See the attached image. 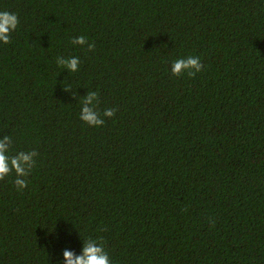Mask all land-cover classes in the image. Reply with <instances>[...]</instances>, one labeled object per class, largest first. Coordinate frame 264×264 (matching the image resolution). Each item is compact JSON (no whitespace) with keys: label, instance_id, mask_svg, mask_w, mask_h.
<instances>
[{"label":"trees","instance_id":"16d2710c","mask_svg":"<svg viewBox=\"0 0 264 264\" xmlns=\"http://www.w3.org/2000/svg\"><path fill=\"white\" fill-rule=\"evenodd\" d=\"M0 264H264V0H0ZM95 43L73 45V37ZM79 57V70L57 57ZM197 56L194 77L172 63ZM65 87H70L65 90ZM99 94L105 121L79 118ZM105 109H116L113 117Z\"/></svg>","mask_w":264,"mask_h":264},{"label":"clouds","instance_id":"9594fccd","mask_svg":"<svg viewBox=\"0 0 264 264\" xmlns=\"http://www.w3.org/2000/svg\"><path fill=\"white\" fill-rule=\"evenodd\" d=\"M19 24V18L15 13L10 11H0V42L4 44L10 43L11 34ZM73 45H87L88 51H93L95 43H88L84 36L73 37L71 40ZM56 62L59 66L67 68L70 72L79 70V57H57ZM203 63L197 56H188L174 60L171 67V72L174 76H181L185 72L190 77H194L196 73L202 71ZM70 87H65L69 90ZM83 107L81 108L79 118L86 122L89 126H102L105 121L101 118V113L98 110L99 94L96 91H90L86 97L81 100ZM116 109H105L103 116L113 117ZM12 138L5 135L3 140H0V180H4L13 171L16 173L15 185L18 189L27 187L28 181L24 179L32 171L35 165L34 157L38 153L32 151H19L15 155H8L12 146ZM82 255H75L72 251L65 250L63 253L65 264H112L108 252L105 250L102 240L88 238L84 240Z\"/></svg>","mask_w":264,"mask_h":264}]
</instances>
